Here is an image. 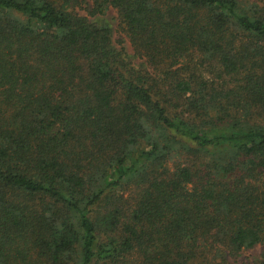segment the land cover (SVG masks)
<instances>
[{
	"label": "trees",
	"instance_id": "obj_1",
	"mask_svg": "<svg viewBox=\"0 0 264 264\" xmlns=\"http://www.w3.org/2000/svg\"><path fill=\"white\" fill-rule=\"evenodd\" d=\"M257 244L264 0H0V264H225Z\"/></svg>",
	"mask_w": 264,
	"mask_h": 264
},
{
	"label": "rangeland",
	"instance_id": "obj_2",
	"mask_svg": "<svg viewBox=\"0 0 264 264\" xmlns=\"http://www.w3.org/2000/svg\"><path fill=\"white\" fill-rule=\"evenodd\" d=\"M80 7L82 9L80 12L84 14L86 4L82 3ZM101 17H103L109 23L111 27V40L116 45V47L119 46L118 41H120V45H122L124 49L130 53L132 50L130 49L126 38L119 33L118 28L116 27L117 20L115 11L113 9H108ZM208 77H211V75H208ZM262 250V244H257L250 249L240 250L235 257H226L225 264H260L261 260L264 259L263 255L261 254Z\"/></svg>",
	"mask_w": 264,
	"mask_h": 264
}]
</instances>
